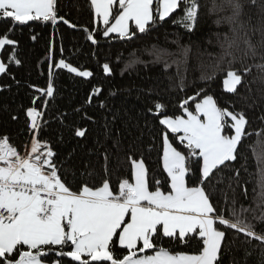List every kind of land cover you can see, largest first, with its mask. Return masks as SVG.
Wrapping results in <instances>:
<instances>
[{
  "label": "snow or ice",
  "instance_id": "6c2138e0",
  "mask_svg": "<svg viewBox=\"0 0 264 264\" xmlns=\"http://www.w3.org/2000/svg\"><path fill=\"white\" fill-rule=\"evenodd\" d=\"M90 2L97 25L102 22L104 26L103 34L116 33L127 39L135 35V31L129 30L130 21L144 33L148 25L164 20L181 9V5L183 15L177 22L192 30L200 9L198 0ZM251 3L255 4L256 0ZM117 4L119 12L113 16V6ZM243 9L242 0H219V3L212 0L209 9L212 13H231L224 19L233 25L236 38L226 39V46L222 45L221 62L227 60L228 63L224 87L236 95H239V86L250 88L245 77L253 68L264 82V40L257 49L247 37L241 22ZM58 12L57 0H0V20L9 22L10 26L27 25L31 21L52 24L63 21L76 27ZM84 31L89 32L87 28ZM88 39L93 44L97 42L91 33ZM241 40L246 47L241 48ZM16 43L5 34L0 38V50ZM183 51L186 55L188 50ZM257 56L260 63H245L246 59L255 61ZM11 59L20 63L15 56ZM237 62L239 68L234 67ZM56 66L79 77L93 75L63 59ZM103 70L111 75L108 64L103 65ZM217 70H223L219 63L213 72L202 75V79H213ZM6 71L5 63L0 62V74ZM36 91L48 98L54 96L51 83L46 89L37 88ZM95 92L98 94L100 89ZM199 95L186 98L180 104L187 118L163 115L159 119V124L167 130L163 132L162 167L169 180L168 191L161 190L159 180L154 181V188L151 187L145 160L132 156L128 157L130 176L119 178L114 186L107 175V153L104 155L106 175L100 183L90 185L81 181L74 187L75 171L71 172L73 180H68V168L72 165L65 168L67 161L59 162L51 144L39 138L44 126L43 110L29 108L26 114L32 139L30 147L24 146L23 154L7 135L0 136V264H49L53 256L68 258L55 259L54 264H222L226 232L220 226L243 234L247 243L258 241L264 245V234L257 232L252 222L264 223V128L255 133L260 151L256 150V145L252 146L259 175L257 209L260 214H256V209L242 206L237 210L235 198L230 208L218 209L208 189L215 187L213 181L223 182L222 174L230 167V162L237 161L243 149L242 141L253 133L248 130L249 120L243 111H229L219 106L213 96L204 95L198 99ZM193 101L194 110H189ZM41 103L46 106V101ZM165 112L164 104H155L154 115L161 117ZM85 132L77 129L75 135L84 137ZM169 133L173 134V140L178 138L187 154L174 146ZM86 174L91 175L90 172ZM193 176V183L199 186H190ZM235 176L239 177L238 171ZM225 211L230 215L226 217ZM249 212L251 220L245 215ZM161 238L181 243L196 241L200 248L192 254L174 253L159 243Z\"/></svg>",
  "mask_w": 264,
  "mask_h": 264
},
{
  "label": "trees",
  "instance_id": "16d2710c",
  "mask_svg": "<svg viewBox=\"0 0 264 264\" xmlns=\"http://www.w3.org/2000/svg\"><path fill=\"white\" fill-rule=\"evenodd\" d=\"M242 2L241 22L247 37L259 49L264 40V0H256L255 4L251 0ZM198 3L200 9L192 30L177 22L183 15L181 5V9L164 20L148 25L144 33L131 25L130 32L135 31L132 39L105 36L102 22L96 23L90 0H57L58 15L76 25L75 28L63 21L56 24L31 21L27 25L10 26L9 22L0 20V38L7 34L17 42L0 51L1 61L7 68L0 74V136L7 135L23 154L24 146H30L32 139L26 113L36 107L44 112L39 138L51 144L59 162L67 161L65 168L72 165L68 168V180H73L71 172L75 171L74 187L81 181L90 185L100 183L106 175L104 155L107 153V175L114 186L119 178L130 176L128 157L132 156L145 160L151 187L159 180L161 190L168 191L170 184L162 167L163 132L167 130L159 124V119L163 115L186 117L180 108L184 99L197 93L200 94L198 99L211 95L219 106L229 111H243L253 135L242 141L243 149L237 161L230 162V167L225 169L223 182L213 181L215 187L208 189L210 198L218 209L230 208L235 198L237 210L241 206L256 209L259 215V175L252 146L257 141L255 133L264 128V82L253 68L245 77L250 88L239 86V95L225 90L223 81L228 63L227 60L221 62L222 45L226 46V39L236 38L233 25L224 19L231 13L210 12L212 0H198ZM118 12L115 5L113 16ZM85 28L89 32H85ZM89 33L97 41L95 44L88 39ZM240 46L246 47L242 40ZM184 49L188 50L186 55ZM12 56L20 63L16 64ZM61 59L93 75L79 77L61 69L56 66ZM218 63L223 70H217L211 80L202 79V75L213 72ZM245 63H260V58L246 59ZM104 64L109 65L111 75L104 72ZM234 67L239 68L240 63ZM49 83L54 87L52 98L36 91L46 89ZM96 89H100L98 94ZM42 100L46 101V106ZM156 103L166 106L161 117L154 115ZM190 103L189 110H194L195 102ZM77 129L86 130L85 136H76ZM169 138L173 140V134L169 133ZM173 143L187 154L178 138ZM256 150L260 151L259 145ZM237 171L239 177L235 176ZM194 180L193 176L190 186H199ZM224 214L227 217L230 212ZM245 215L251 220V212ZM252 222L256 224L255 230L264 234V223ZM220 227L226 232L222 264H264V245L258 241L247 243L243 234ZM159 243L174 253L192 254L200 248L196 241L181 243L161 238ZM120 252L117 248V254ZM55 259L68 258L53 256L49 264H54Z\"/></svg>",
  "mask_w": 264,
  "mask_h": 264
},
{
  "label": "crops",
  "instance_id": "0c3cea01",
  "mask_svg": "<svg viewBox=\"0 0 264 264\" xmlns=\"http://www.w3.org/2000/svg\"><path fill=\"white\" fill-rule=\"evenodd\" d=\"M118 5V4H117ZM115 6V5H114ZM113 6V7H114ZM131 25H134L135 26V23H134V21H130L129 22V30H130V28H131ZM111 35H117L116 33H112ZM184 118H187V117H184Z\"/></svg>",
  "mask_w": 264,
  "mask_h": 264
},
{
  "label": "rangeland",
  "instance_id": "374dc122",
  "mask_svg": "<svg viewBox=\"0 0 264 264\" xmlns=\"http://www.w3.org/2000/svg\"><path fill=\"white\" fill-rule=\"evenodd\" d=\"M0 51H1V50H0ZM0 62H2V61H1V58H0ZM225 90H226V89H225Z\"/></svg>",
  "mask_w": 264,
  "mask_h": 264
},
{
  "label": "built area",
  "instance_id": "2783aa9c",
  "mask_svg": "<svg viewBox=\"0 0 264 264\" xmlns=\"http://www.w3.org/2000/svg\"><path fill=\"white\" fill-rule=\"evenodd\" d=\"M30 147V146H29Z\"/></svg>",
  "mask_w": 264,
  "mask_h": 264
}]
</instances>
